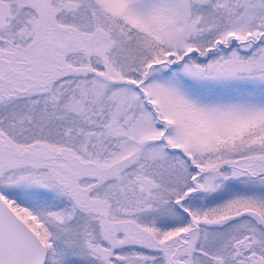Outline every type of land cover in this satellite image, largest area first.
<instances>
[{
  "label": "snow or ice",
  "instance_id": "1",
  "mask_svg": "<svg viewBox=\"0 0 264 264\" xmlns=\"http://www.w3.org/2000/svg\"><path fill=\"white\" fill-rule=\"evenodd\" d=\"M0 264H264V0H0Z\"/></svg>",
  "mask_w": 264,
  "mask_h": 264
}]
</instances>
